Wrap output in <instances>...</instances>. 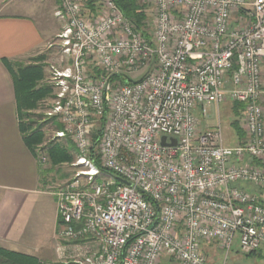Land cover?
I'll use <instances>...</instances> for the list:
<instances>
[{
	"label": "built area",
	"instance_id": "1",
	"mask_svg": "<svg viewBox=\"0 0 264 264\" xmlns=\"http://www.w3.org/2000/svg\"><path fill=\"white\" fill-rule=\"evenodd\" d=\"M59 1L44 116L76 171L54 191L60 259L210 264V243L264 254V0H138L148 38L115 0ZM226 102L243 106L234 146L201 128Z\"/></svg>",
	"mask_w": 264,
	"mask_h": 264
},
{
	"label": "crops",
	"instance_id": "2",
	"mask_svg": "<svg viewBox=\"0 0 264 264\" xmlns=\"http://www.w3.org/2000/svg\"><path fill=\"white\" fill-rule=\"evenodd\" d=\"M33 2L0 0V247L54 264L61 262L56 198L47 171L23 142L13 81L2 63L39 56L58 34L37 23ZM81 2L89 10L100 0Z\"/></svg>",
	"mask_w": 264,
	"mask_h": 264
},
{
	"label": "rangeland",
	"instance_id": "3",
	"mask_svg": "<svg viewBox=\"0 0 264 264\" xmlns=\"http://www.w3.org/2000/svg\"><path fill=\"white\" fill-rule=\"evenodd\" d=\"M33 4H37V8L35 9V20L39 25H43L47 30L52 32L59 33L62 29L64 22L56 13L60 9L59 0H34ZM148 15V27L150 31L152 30V18L150 16L149 11H146ZM56 42L55 37H51L49 40V44H54ZM44 48L43 53H45V60L42 62L46 65L44 68L45 79L48 77L49 64H53L55 59L58 57V52L55 48H48V45ZM36 57H29L17 61L21 66L34 63ZM139 75H132L133 80H137ZM54 94V91L52 90ZM235 103L226 102L218 107L212 105L208 107V114L205 119H202L201 128L209 129L217 127L218 125L221 127L223 143L226 146H234L238 142V136L235 130L231 127L233 121H238L239 117H236L233 110ZM46 105L49 106V99L46 98L40 101L35 108L28 110V114H26L21 120L23 124H30L32 126V130L41 128L43 133V140L40 145L35 149L36 155L39 158L40 156L46 157V162L42 164L47 172V176L45 178L46 186L50 191H56L65 186L71 179L74 178L76 171L72 167V163L75 160V156L72 160L58 164L51 168L48 160V156L46 153V148L48 144L52 141H56L54 138L55 134V126L54 124H50L49 120H47L44 116V112L46 109ZM20 121V120H19ZM239 122V121H238ZM58 123V121H57ZM57 142V141H56ZM65 142V141H64ZM62 144L61 142H58ZM65 143H63L64 145ZM68 144V142H67ZM73 146V145H72ZM74 148V147H73ZM75 153V152H74ZM203 250L206 254L207 260L210 264H264V254L262 257H247L246 255L241 254L236 245L233 246L232 251L225 255V253L221 252L214 244H205L203 246ZM63 264H73L69 261V263H65L63 260H60Z\"/></svg>",
	"mask_w": 264,
	"mask_h": 264
},
{
	"label": "trees",
	"instance_id": "4",
	"mask_svg": "<svg viewBox=\"0 0 264 264\" xmlns=\"http://www.w3.org/2000/svg\"><path fill=\"white\" fill-rule=\"evenodd\" d=\"M117 7L121 10L123 15L133 24L137 31H140L146 38L150 37L151 31L148 27V15L146 13V6L140 4L138 0H115ZM94 6V5H93ZM93 6H89L90 12H94ZM45 53L40 54L34 60V63H30L24 66L19 65L15 61L2 60L8 70L14 86V96L15 103L18 111L19 117V128L23 135V142L26 147L36 155L35 149L41 144L43 140V133L41 128L32 130V126L28 124H23V117L28 114V110L35 108L37 104L46 99L52 97V88L47 83L44 82L45 64L42 62L45 60ZM113 78L120 79L119 77L113 76ZM122 80V83H125ZM236 117L240 116L243 106L240 104H234ZM48 120V119H47ZM50 124H54L55 130H61L62 125L57 123L55 119H49ZM231 127L237 133V136L241 139L243 133L239 127L238 121H233ZM48 144L46 148V153L48 156L49 164L51 168L54 166L70 161L75 156V149L72 144L67 139H55ZM59 144L58 142H61ZM65 141V142H64ZM68 142V144H67ZM63 143H65L63 145ZM48 172V171H47ZM247 257H262L261 253H251L246 255ZM0 264H48L40 262L38 259L17 253L14 251H9L0 247ZM63 264V263H54Z\"/></svg>",
	"mask_w": 264,
	"mask_h": 264
},
{
	"label": "water",
	"instance_id": "5",
	"mask_svg": "<svg viewBox=\"0 0 264 264\" xmlns=\"http://www.w3.org/2000/svg\"><path fill=\"white\" fill-rule=\"evenodd\" d=\"M129 82H131L129 79H126V82L124 84H128ZM161 145L165 146V138L162 137L161 138ZM172 145H175V140H172Z\"/></svg>",
	"mask_w": 264,
	"mask_h": 264
}]
</instances>
